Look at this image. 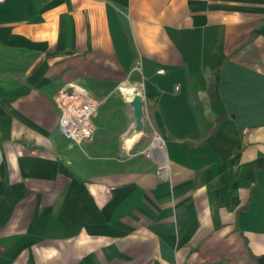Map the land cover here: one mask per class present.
<instances>
[{"label": "crops", "instance_id": "obj_1", "mask_svg": "<svg viewBox=\"0 0 264 264\" xmlns=\"http://www.w3.org/2000/svg\"><path fill=\"white\" fill-rule=\"evenodd\" d=\"M0 264H264V0L1 1Z\"/></svg>", "mask_w": 264, "mask_h": 264}, {"label": "built area", "instance_id": "obj_2", "mask_svg": "<svg viewBox=\"0 0 264 264\" xmlns=\"http://www.w3.org/2000/svg\"><path fill=\"white\" fill-rule=\"evenodd\" d=\"M157 72L163 73L164 70L158 69ZM120 89L126 88L120 87ZM135 96L140 100L144 99L139 91L133 94V97ZM56 102L59 108V127L65 138L75 144H82L89 140L92 136L91 118L96 112L97 102L84 88L75 83L60 87L56 93ZM143 152L146 156H151L150 146ZM163 169L164 166H160L157 173L161 174Z\"/></svg>", "mask_w": 264, "mask_h": 264}, {"label": "water", "instance_id": "obj_3", "mask_svg": "<svg viewBox=\"0 0 264 264\" xmlns=\"http://www.w3.org/2000/svg\"><path fill=\"white\" fill-rule=\"evenodd\" d=\"M130 106L133 109V114L135 118L134 128L137 132H142L143 128V104L142 101L138 97H133L130 101Z\"/></svg>", "mask_w": 264, "mask_h": 264}, {"label": "bare ground", "instance_id": "obj_4", "mask_svg": "<svg viewBox=\"0 0 264 264\" xmlns=\"http://www.w3.org/2000/svg\"><path fill=\"white\" fill-rule=\"evenodd\" d=\"M133 89V88H132ZM139 132L136 131V129L134 127H132L131 131L127 134L126 137L123 138V144L127 147H130V145L132 144L133 139L135 138L136 135H138ZM161 144L162 141L160 140V138L158 136H154L153 137V142H152V146L153 147H158L161 148ZM163 146V145H162ZM152 147V148H153ZM165 160V159H164Z\"/></svg>", "mask_w": 264, "mask_h": 264}, {"label": "rangeland", "instance_id": "obj_5", "mask_svg": "<svg viewBox=\"0 0 264 264\" xmlns=\"http://www.w3.org/2000/svg\"><path fill=\"white\" fill-rule=\"evenodd\" d=\"M143 132H144V125H143V128H142V132H141L140 134H142ZM128 133H129V132H126V133L123 135V137H122V141H123V138L126 137ZM154 135H155L154 132H152V133H151V136L153 137ZM126 148H129V147L127 146Z\"/></svg>", "mask_w": 264, "mask_h": 264}]
</instances>
